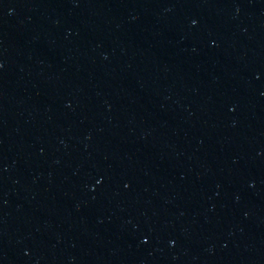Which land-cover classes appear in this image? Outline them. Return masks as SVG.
I'll return each instance as SVG.
<instances>
[{
  "label": "water",
  "instance_id": "water-1",
  "mask_svg": "<svg viewBox=\"0 0 264 264\" xmlns=\"http://www.w3.org/2000/svg\"><path fill=\"white\" fill-rule=\"evenodd\" d=\"M0 27L160 141L264 195V0H0Z\"/></svg>",
  "mask_w": 264,
  "mask_h": 264
}]
</instances>
